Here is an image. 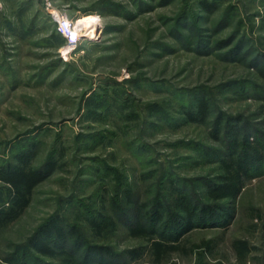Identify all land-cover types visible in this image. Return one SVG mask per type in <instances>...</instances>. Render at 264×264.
Instances as JSON below:
<instances>
[{
    "label": "rangeland",
    "instance_id": "rangeland-1",
    "mask_svg": "<svg viewBox=\"0 0 264 264\" xmlns=\"http://www.w3.org/2000/svg\"><path fill=\"white\" fill-rule=\"evenodd\" d=\"M260 65L264 0H0V169L28 152L34 169L55 164L0 231V264H105L88 247L113 252L110 264H264V168L219 204L225 228L204 223L160 259L130 233L163 232L177 190L211 206L229 123L264 146ZM201 99L208 116L193 123ZM10 199L0 182V206ZM55 219L66 248L41 256L30 241Z\"/></svg>",
    "mask_w": 264,
    "mask_h": 264
},
{
    "label": "trees",
    "instance_id": "trees-1",
    "mask_svg": "<svg viewBox=\"0 0 264 264\" xmlns=\"http://www.w3.org/2000/svg\"><path fill=\"white\" fill-rule=\"evenodd\" d=\"M258 67L257 72L264 78V65ZM188 116L193 123H202L208 116V103L199 100L197 112ZM237 126L230 123L226 126L227 136L231 141L230 151L220 160L219 182L207 189L211 206L197 205L184 195L182 190H177L173 204L176 214L164 224L163 232L147 230L138 224L131 230L133 237L143 238L150 243V253L153 256L160 259L176 251L181 244L178 242L181 237L204 223L212 225L211 227L228 226L231 215L219 204L235 201L242 193L245 183L264 168L263 143L251 142L249 136L243 135V128ZM32 157V152L21 154L17 157L15 165L9 164L0 169V182L7 187L11 196L7 206H0V231L21 218L32 202L35 189L49 178L55 169V164L52 163L43 168H32ZM162 212L159 209L156 214L157 221L164 217ZM68 238L69 234L61 227V220L55 219L40 228L30 241V248L41 256L57 258L59 254L63 255ZM234 248L240 258H246L251 253V248L246 242L238 241ZM87 251L100 258V263L110 264L109 262L116 258L109 249L88 247ZM141 255L137 252L135 258Z\"/></svg>",
    "mask_w": 264,
    "mask_h": 264
},
{
    "label": "built area",
    "instance_id": "built-area-1",
    "mask_svg": "<svg viewBox=\"0 0 264 264\" xmlns=\"http://www.w3.org/2000/svg\"><path fill=\"white\" fill-rule=\"evenodd\" d=\"M58 21H61V19H57ZM60 24V32L64 35V37L69 41V43H72L73 41L76 42L78 39L76 37V34L74 35L75 29L72 28L71 25H68V21L61 22ZM73 42V43H74Z\"/></svg>",
    "mask_w": 264,
    "mask_h": 264
},
{
    "label": "bare ground",
    "instance_id": "bare-ground-1",
    "mask_svg": "<svg viewBox=\"0 0 264 264\" xmlns=\"http://www.w3.org/2000/svg\"><path fill=\"white\" fill-rule=\"evenodd\" d=\"M89 25H90V23L86 21L85 23L79 24V26L77 27V29L79 30V29H81V28H88ZM74 27H75V26H73V28H74ZM73 32H75V31H73ZM74 34H75V33H74Z\"/></svg>",
    "mask_w": 264,
    "mask_h": 264
}]
</instances>
